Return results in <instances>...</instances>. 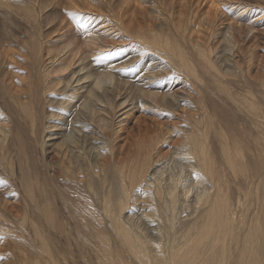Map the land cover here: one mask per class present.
Here are the masks:
<instances>
[{
    "label": "bare ground",
    "instance_id": "1",
    "mask_svg": "<svg viewBox=\"0 0 264 264\" xmlns=\"http://www.w3.org/2000/svg\"><path fill=\"white\" fill-rule=\"evenodd\" d=\"M99 1L106 7L118 3ZM189 1L194 0L180 4L182 12ZM169 4L158 0L156 7L163 12ZM214 14L201 18L199 23L210 27L212 33L208 41L201 38L198 43L192 34L178 38L179 32L170 27L167 15L166 23L160 20L157 26L141 19L140 31L115 18L134 48L132 57L119 62L113 60L117 45L98 47V53L108 49L88 61L82 58L81 45L65 42L59 57L52 50L47 52L50 49L43 44H30L25 54L30 64L21 57L19 70L30 74L31 81L24 89L15 87V93L5 98L18 122L4 127L8 118L0 110V167L7 173L6 178L0 177V186L9 188L4 193H14L15 167L22 191L35 192V206L41 205L38 211L47 212V221L36 223L39 234L46 230L51 237L52 232L63 231V215L57 209L72 203L76 210L65 219L68 224L75 221L71 226L81 235L82 244L91 243L83 219L105 230L93 235L99 264H264V166L250 160L254 155L247 152L248 156L245 149L250 151V147L244 145L249 137L253 151L263 159L264 132L253 133L252 138L246 128L236 127L245 117L264 128V98L254 97L250 90L254 80L249 77L248 49L245 42H237L244 34L246 40L254 38L260 19L242 23L238 16L231 20L227 8ZM89 18L83 22L82 34L88 44H100L105 40L102 36L111 33L94 29ZM61 29L63 34L69 32L67 23L61 24ZM219 38L222 47L216 46L221 44ZM180 44H191L194 54ZM141 56L152 57L151 66L140 75L139 83L126 81L120 75L121 67L130 70L126 66L137 64ZM3 65L0 62V69ZM23 65H30L28 71L23 72ZM155 66L160 67L152 69ZM167 66L173 73L170 81L164 79ZM176 81L190 90L159 95L146 88ZM180 102H187L193 110L184 114V124L160 127L151 137L132 140L126 152L125 147L116 145L122 133L118 126L122 120L116 121L120 116L126 117L137 107L153 106L159 108L157 114L172 117ZM227 106L234 108L236 117H229ZM21 123L27 127L25 133L19 129ZM173 136L177 139L169 144ZM57 139V156H48ZM34 147L42 155L38 170L33 164L34 153L27 154ZM164 147L169 148L160 154ZM240 176L243 178L237 179ZM2 205L6 201L0 195V208L10 215ZM95 205L98 208L92 213ZM25 215L31 217L35 212L29 215L25 211ZM39 245L47 264H57L49 243L42 239Z\"/></svg>",
    "mask_w": 264,
    "mask_h": 264
},
{
    "label": "rangeland",
    "instance_id": "2",
    "mask_svg": "<svg viewBox=\"0 0 264 264\" xmlns=\"http://www.w3.org/2000/svg\"><path fill=\"white\" fill-rule=\"evenodd\" d=\"M81 1L83 4L78 0H3L2 8L0 6V62H4V65L0 69V110H2L8 118L4 127H11L15 122H18L16 114L8 107L10 106L9 101L5 98L15 93V87L17 90L24 89L31 81L30 74H22L19 70V60L21 57H25L26 63L30 64L28 57L25 55L26 51L30 49V44H43L46 49H50L47 50V52L52 50L58 54L59 57L63 55V53L59 54L63 44L81 45L82 47L80 48L83 52L82 58L86 57L87 60L89 59L88 61L94 60V57L97 59L103 55H100L101 53H104V51L108 49L105 48L103 49L104 51L101 50V53H98L96 51L98 47L105 46L106 44H112V46L117 45L118 47L114 50L115 56L113 60L119 62L121 60L120 58L125 59V57H132L134 48L128 45L130 42V39H128L129 36L125 32L120 31L117 27L114 21L117 17L123 19L124 24H127L131 28H135L134 25L137 26L136 29L140 31L139 21H141V19H146L147 23L157 26L156 24L160 22V20L161 22L164 21V24L166 23V18H168L166 17L167 15L170 16V27L179 32L178 38L184 33L185 36L192 34L194 42L197 43L201 38L202 40L205 39L208 41L212 33L210 27L206 28V25L199 23L201 18L215 15L214 12H216V10L218 11L220 8H227V15L231 20H234L235 17L238 16L240 17L238 21L242 23H250L252 20L260 19L255 24L258 29V33L255 37L246 40L247 35L244 34L237 42H245V48L248 49L247 53L250 58L249 77L254 80V85L250 87V90L254 97L264 98V93L262 92V84H264V0H192L193 2L189 1L192 5L189 4L184 7V13L179 7L183 0H163L165 4L172 2L163 12L159 11L160 8L156 7L158 0H116L118 3L111 7H106V5L101 4L99 0ZM228 10H231L232 13ZM84 17H90L87 22L93 20L92 25L94 29L99 28L111 34L102 36L105 40L98 42L100 44H88L82 34L83 28H81L83 22L87 20V18L85 19ZM97 19H100L98 24H96ZM63 23H67L69 29L68 33H62L61 24ZM163 28L166 29V26L164 25ZM197 30H201L203 34L202 37L199 36L202 34L197 32ZM135 41L136 39H134V42ZM172 41L174 42V39H172ZM219 41L221 44H216V46L222 47L223 40L219 38L218 42ZM179 43H181V40H179ZM134 45L136 46L138 44L136 43ZM180 45L189 49L190 55L194 54L195 50L192 49L191 44ZM152 53L155 54V56L163 58L157 51H152ZM140 58L142 59H140L137 64H129L126 66L130 68L128 71L125 66L121 67L123 75H120L125 77L124 79L126 81L133 83L142 81L140 75L143 72L146 73L149 66H151L150 62L153 61V58L148 56L144 58L141 56ZM13 62L15 63L14 69ZM28 66L30 65H23V72L28 71ZM134 66L137 68L132 69ZM246 66L247 65L243 64L242 67L244 70H246ZM159 67L160 66H155L152 69H157ZM164 72H167L166 78L164 79H169L170 81V78H173L172 69L167 66ZM116 76L118 77V73H116ZM56 77L58 78V76ZM17 79L20 80L17 81ZM183 84L184 83L176 81L173 84L163 83L160 86L152 84L146 88L153 93L159 92V95L166 91H175L178 89L184 92L189 91L190 88L183 86ZM229 88L232 89L233 87L229 86ZM153 102L154 100H151V103ZM115 103L116 100L114 99V104ZM111 104L112 102L110 106ZM227 108L229 117L234 113L237 114V112H234V108H229V106H227ZM158 109L159 108L153 106H149L147 109L137 107L126 117L124 115L120 116L116 121L122 120L118 125L120 129H122V133L120 134L121 140L116 141V145L121 148L125 147L124 152H126L132 140L140 139V137L142 138L144 136H146V138H148V136L151 137L158 133L160 127L164 130L165 127H172L177 124L182 125L184 124L182 121L185 118L184 114L187 115V113L193 111L192 106L187 105V102H180L173 108V111L176 113V115L172 116L173 118L166 117L169 113H167L166 116L163 115L164 113L157 114ZM126 110L127 109H124L123 111ZM235 114L233 115L234 117H236ZM233 116L231 117L234 118ZM164 124L166 126L163 127ZM20 126V131L25 133L24 130H27L25 124L21 123ZM62 127H66V125ZM236 127L239 129L242 127L246 128L252 138H255L253 133L264 132L261 123L256 126L251 120L245 117L242 119L241 124H237ZM98 133L99 131L95 132L94 135ZM176 139L177 136H173L172 142L169 144L173 143ZM245 139L246 142H244V145L247 144V147H250V151L247 150V148L245 149L246 154L249 156L248 153L250 152L255 158L251 157L250 160H255V164L264 166V158L257 157V152L253 151L254 143H251L249 137ZM55 141L56 142H53V146L49 148L52 152L49 153L48 156L53 154L57 156L55 147L58 139ZM261 144L264 148V142ZM168 148L169 147H164L161 149L160 154H164ZM33 153V164L38 170L37 164L42 160V155L37 147H34V149L27 154L30 155ZM97 160L98 163L102 162L100 156H98ZM250 169L252 168L250 167ZM14 173L16 177V180L13 181L14 188H12L14 193L6 194L4 191L9 188L3 185L0 186V195L4 197L6 201V205L2 206L10 213V215H5L0 208V212L4 214L2 232L0 233V264H47L46 255L39 245V241L42 239L49 243L52 249V255L57 264H99L95 252L96 248H93L96 244L93 235L96 233V230H98L99 233L105 232V230H102L104 229L102 225H99L102 229H98L93 221L86 218L83 219L87 224L86 230L89 232L90 242L94 245L91 243L82 244L80 241L81 235H79V238L76 230L72 228L75 221L72 222L71 220L72 223L69 221L68 224L66 221L68 219H65L66 216H69V212L76 210L74 204L68 203V208L62 207L57 209V213L63 215V222H61L63 231L60 233L55 232V234L52 232L51 237H49V231L46 230L39 234L36 223L39 222V224H44L47 221L45 218L47 212L45 210L41 212L38 211L39 208L43 207H41V205L35 206L36 193H25V191H22L18 184V172L15 167ZM249 175L251 176L250 172ZM0 177H7V173L1 167ZM82 178H84L83 175L79 177V179ZM242 178L243 176L237 177V179ZM230 188H233L232 183H230ZM27 195L33 200L28 199ZM54 206L58 207L56 204ZM97 208L98 206L95 205V207L92 208V213H95ZM25 211H28L29 215L35 212V215L27 217ZM262 225L264 226V222ZM70 226L71 230H68ZM238 226L247 228V225L238 224ZM91 228L93 229L91 230Z\"/></svg>",
    "mask_w": 264,
    "mask_h": 264
}]
</instances>
